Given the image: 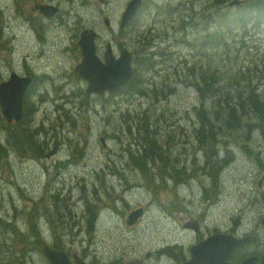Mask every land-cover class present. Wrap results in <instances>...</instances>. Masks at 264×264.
Here are the masks:
<instances>
[{"label": "rangeland", "instance_id": "374dc122", "mask_svg": "<svg viewBox=\"0 0 264 264\" xmlns=\"http://www.w3.org/2000/svg\"><path fill=\"white\" fill-rule=\"evenodd\" d=\"M129 1L0 0V82L7 80L12 71L22 75L23 71L29 69L27 64H19V59L38 63L41 66L39 69H45L47 75L36 78L34 88L28 97L35 100L34 94L43 90L39 105L44 104L45 108L39 115L42 112L43 118L57 115L55 121L57 127L64 126L87 141V149H81L77 153L68 149L66 145L58 149V154L52 158L61 157L60 153L74 155L66 157L63 167L56 173L43 155L45 149L37 143V140H41V134L36 139L22 135L15 141L20 147L26 142L31 148V159L34 162L18 160L11 166L3 164L0 167V264H47L37 252V246H35L37 251L34 250V239L39 233L37 228L28 226L20 218L16 219V224L21 227V230L18 227L17 230L25 236L28 243L22 252V240L10 233L13 228L6 226L7 222L13 219L15 207L20 209L22 206L33 205V201L27 200L23 193L29 192L32 198L35 197L38 192L35 178L41 179V193L46 192L48 187V192L55 194L57 220L65 222L68 217L63 225L68 230H71L72 221L75 219L70 214L75 206L69 198L71 195L83 198L87 196L91 210L95 212L98 209L99 219L94 231L87 232L86 228L83 229L73 242L69 239L60 242L58 237L52 234L54 220L42 219L41 222L45 242L53 248L64 246L70 255L76 253L86 264H178L179 260L171 259L167 254L174 253L179 256L188 253L189 246L196 243L195 232L200 228L205 235L211 229H227L236 236H251L235 250L236 258L254 251H262L264 228L259 220L256 222V218L264 211V175L257 182L256 179L258 172L264 174V167L258 165V172L254 177H250L254 171V164L247 154L241 151L234 152V160L221 173L213 202L205 203L201 197L191 196L190 189L180 184L174 205L182 209L172 205L170 198H173V193L170 190L165 191L166 185L162 179L155 185L158 198L163 202L160 208L156 207L157 203L140 189L123 191L116 183V191L109 192L107 187L84 188L83 181H76L82 173L93 170L113 171L120 178L122 175L133 178L134 171L128 170L126 164L128 160L131 163L133 157L122 151L120 141L123 140L124 144L131 142V153L135 154L139 140L152 136L149 123L154 121L153 110L142 112L141 118L146 124L135 130L129 115L131 107L117 104H123L127 99H131L129 93H120L110 102H100L87 97L84 92L86 84L74 70L81 59L76 42L82 29L93 28L100 32L96 43L98 54L101 55L104 43L107 42L115 48H119L120 45L127 47L134 55L139 46L131 45L129 36L137 33L136 30L140 27L143 32L142 38L147 37V40H150L151 32L155 38L148 41L150 45L146 53L140 55L143 67L139 80L142 82L141 88L149 93L156 111L169 109L173 111L169 112L172 119L175 118L174 113L177 109L191 106L192 113L194 108L201 110V113L207 112V115L202 116V121L216 125H219L221 120L228 121L230 118L228 113L232 109H237L235 103L240 102L235 101L238 98L232 96L246 94L249 86L256 81L255 66L264 67V17L250 18L242 9L229 7L228 2L222 5L213 0H142V6L134 19L120 30L118 24ZM40 4L54 5L59 10L55 16L42 17L37 9ZM155 13L158 17L153 18ZM231 13L246 15V20L236 24L228 17L230 21L227 22H231L229 28L219 26L217 15ZM189 14L192 19L185 22L187 27H182L181 32L178 30L179 21L182 15ZM19 17L26 19L20 21ZM104 17L109 18L110 27L104 25ZM157 18H160V21L154 23ZM216 25L222 32L223 39L218 45H214ZM33 26H38V33L33 30ZM187 31L190 32L189 38H196L197 56L191 55L178 42ZM5 37L11 38L10 45H3ZM177 50L181 52L176 53ZM163 53L166 54L165 58L162 57ZM147 65L150 68H147ZM165 67L171 73L169 77L163 83H160L162 79L160 76L154 78L157 84L165 86L164 92L152 89V72ZM261 83L264 84V78ZM226 85L230 86V95H227ZM212 86L222 87L218 96L221 100H215L216 88ZM64 87L73 88L70 96L63 93ZM63 96L67 98L61 99ZM208 105L210 106L206 107ZM32 110L31 107L26 117L16 122L7 123L0 118V125L3 124L8 129L6 136H0V157L5 155V151H11L12 136L21 134V128L18 129L17 126L26 122ZM123 112L127 116H124ZM134 117L137 118L135 114ZM121 120L124 124L123 129L118 127ZM27 121L30 123L31 119ZM128 121H131V125H127ZM260 128L264 136V125H260ZM184 129L185 131L177 128L180 141H185L187 133L192 136L196 133L192 124ZM116 132L124 133L118 141L111 138ZM47 133L53 135L51 129ZM56 137L57 135H53V138ZM193 137L198 142V138ZM199 138L202 141L201 152L206 154L210 147L209 139L201 135ZM99 139H102V142ZM164 139L168 142V133H162L157 144L161 145ZM179 145L183 148L175 152L178 157L172 154L174 163L182 168L185 165L180 164L184 163L193 172L201 171L202 174L212 171L206 162L203 165L191 162L190 143L183 142ZM248 146L255 151H262L261 144L255 138H252ZM141 149H146V146L142 144ZM22 152L29 154L24 148ZM154 152L159 153L157 149H154ZM262 152L264 160V151ZM8 157H13V153L9 152ZM157 159L161 163L159 168L161 174L164 171V162ZM83 160H87V163ZM167 162L170 166L168 158ZM95 179L98 177L95 176ZM56 180L63 184L67 192L62 189L59 192L53 190L50 184ZM205 188L212 190V183H206ZM53 197L51 195L47 197L52 205ZM252 204L257 205L255 212L249 209ZM78 206L79 209L84 207L81 201L78 202ZM129 214L131 217H128ZM232 218L237 220V224L231 227ZM79 222L88 223L84 218Z\"/></svg>", "mask_w": 264, "mask_h": 264}, {"label": "trees", "instance_id": "16d2710c", "mask_svg": "<svg viewBox=\"0 0 264 264\" xmlns=\"http://www.w3.org/2000/svg\"><path fill=\"white\" fill-rule=\"evenodd\" d=\"M230 1L232 0H213V2H219L222 5ZM164 6L167 5L164 4ZM229 7L242 9L244 12H247L250 18L260 19L264 17V0H253V1L247 0L246 2L241 0L238 4ZM152 17L154 18V15ZM228 17H231V21H233L236 24H240L244 20H246V15H239L235 13L219 14L217 15V19H216L218 25L223 28H229L231 22L229 23L227 22L230 21ZM191 19L192 16L190 14L182 15L179 21L180 27L186 28L187 26L185 22ZM214 35H216L214 38V42H215L214 45L220 44L223 40L222 32L220 31L219 27H217V25L214 31ZM191 41L193 43H197L196 38L192 39ZM186 49L191 53V55H195V56L198 55V53L195 52L198 50V45L193 46V48H186ZM255 73H256V81L254 84L249 86V89L246 92V94H239L236 96H232V98H238V100L235 101H240L238 104L235 103L237 109H232L228 113V116L230 117L229 120L228 121L221 120V122L218 123L219 125L211 124L208 123L207 121H202L201 120L202 116L207 115V112L201 113V110H197L196 108H194L192 113L190 112L191 106H188L180 110L177 109V112L174 113L175 118L173 119L169 116V112H173V111H170L169 109L168 111L166 109H161L159 112H157L149 93L146 91V89L142 88V90L145 93H147V96L149 97L146 98V105H143L142 111L146 112L148 110L149 111L153 110L154 121H151L149 123V129H150V133H152V136L148 138L143 137L139 140V146L138 144L136 145L137 152L135 154H132L131 148H127L126 150L127 153L131 154V158L133 157L132 158L133 161L130 163L128 160L126 164L129 167L128 170L134 171V177L130 179L128 175H122V177L120 178L113 171L110 172L96 171L97 173L96 176L98 177V179H95L93 172H89V173H82L81 176L76 179V181H83L82 187L84 188L91 187L95 189L98 186H104L109 188V192L116 191V183H118L120 189L123 191H127L128 189L131 190L134 189V191H136L137 189H140V191L142 190L143 192H145L150 198L153 197L156 203L163 204V202L159 200L157 189L155 188L156 182L162 179L164 185H166L165 191L170 190L173 193V198L172 197L170 198L171 202L174 201L175 196H178L177 189L179 188L180 184L185 186L188 183L190 184V186L189 187L185 186V187L190 189L191 196L197 195L200 197V195H202L204 198L211 199L217 193L218 181L221 176V173L223 172L224 167L227 165L231 157L232 160L230 161V163L234 160L235 158L234 152H238V151H241L245 154L247 153V156L252 161V164H254V171L253 174L250 176V177H254V174H256L259 170L258 165L264 167V160L262 156L263 153L262 151H264V136H262L261 128H260V125H264V84L261 83L262 78H264V67L256 65ZM170 74L171 73L168 71V75ZM154 78L156 77L152 76V80H154ZM179 79H184V77L183 78L179 77ZM131 85L132 84L130 81L128 86ZM226 87L228 88L227 95H230L231 94L230 86L226 85ZM212 88H216L215 100H221L218 96L222 90V87L212 86ZM32 89L33 88H31L26 93L23 100V119L26 117L28 111L32 107V104L29 103L28 101V95ZM209 106L210 105L206 107ZM132 115L133 116L131 118V121L133 120V124L135 125V128L136 127L139 128V124L137 123V121L142 116L140 114L139 109H137L135 114L137 116L136 119H134L135 118L134 114ZM32 117L38 118V114L37 113L33 114L31 111L28 114L27 120L32 119ZM168 118L169 121H167ZM27 120L24 124L17 126L18 129L21 128V134L18 133L12 136L11 143H12V149L16 150L19 153V155L31 159V148L28 147L26 142L22 145V147L18 146L15 143V141L18 138H20L22 135H29L33 139H36L41 134V140L39 141L37 140V143H39L41 148L45 149L43 155L48 151V148L52 149V147L49 144H47L45 140V136H42L43 134H45V132L44 131L40 132L42 131L41 128H33L35 123H29V121ZM131 121H128L127 123L131 125ZM143 122L144 121H142L141 123ZM190 124H192L196 130V133L193 134V136L198 138V142L192 135H190L187 132H186L187 136L185 138V141H180L179 140L180 135L177 132V128L179 127L181 130L185 131L184 127L188 128ZM67 132L72 136H78L77 134H74L73 131L70 129H67ZM162 133H166V134L168 133L169 139L168 142L166 139H164L163 142L164 144L162 143L161 145H158L157 144L158 137ZM200 135L203 136L204 138L209 139L210 147L209 150L206 152V154H202L201 152L202 148L200 147V144L202 143V141L199 138ZM252 138H255L261 144L262 151L261 150L255 151L254 149H252V147L248 146V143L252 140ZM183 142L191 144L190 153H189L191 162H197L200 165H203L204 162H206L207 165L212 170L210 173L202 174L201 171L193 172L184 163L180 164V165H185L183 166V168L180 167L178 164L174 163L172 154L174 153V156L178 157L176 156L175 152H178L183 148L181 145H179V144H183ZM142 144L146 146V149L144 150L141 149ZM23 148L24 151L29 152V154L23 153L22 152ZM83 149H87V146H84ZM154 149H157L159 153L154 152ZM204 156L206 157V159H204ZM157 158L161 159L165 164V165L163 164L164 171L161 174L159 173V168L161 166V163L158 161ZM167 158L171 163L170 166L169 163L167 162ZM38 159L40 160V157H38ZM150 161L152 163H150ZM3 164L8 165L7 163H5V159H1L0 157V167ZM178 173L181 174V175L179 174L180 178H178ZM260 175L261 173L258 172L257 176L259 177ZM208 182L212 183V190H207L205 188V184ZM52 185H53V190L55 192H59L60 188L63 190V184L59 183L57 180L54 183H52ZM47 195L48 192L47 194H45V196H43L44 200H41L39 203L35 204L34 207L33 205L30 207L22 206L20 209H17L15 207L13 209L15 224H16V219L20 218L21 221L26 222L28 226L33 228L38 227L39 233L41 234L40 227H41L42 219H44L41 213H43L47 219L54 220L55 225H53V227L51 228V232L54 236L58 237L60 242L66 239H69L73 242L82 231L75 234L71 230H68L66 227H63V225L68 220V217L65 222L63 221L59 222L57 220V207L55 205V194L53 197V205L49 203ZM31 207L33 208L30 209ZM87 209L89 213L88 223L91 226L94 222V219L96 223L98 222L99 219L98 209L95 212H93L91 210L90 205L87 206ZM50 211L52 212L50 213ZM16 225L21 230V227L18 224ZM6 226L8 228L7 224ZM83 226L84 224L81 223V227L79 226L78 228H82ZM86 230L87 232L89 231L88 225H86ZM10 233L14 236L19 237L22 240V252H23L28 246L25 236L22 233H20L18 230H12ZM42 237L44 238V236Z\"/></svg>", "mask_w": 264, "mask_h": 264}, {"label": "water", "instance_id": "95a60500", "mask_svg": "<svg viewBox=\"0 0 264 264\" xmlns=\"http://www.w3.org/2000/svg\"><path fill=\"white\" fill-rule=\"evenodd\" d=\"M140 2V0H132L128 3L121 16L120 25H124L131 18ZM239 2L240 0H233L229 6ZM39 8L45 16H51L57 11V8L52 6L41 5ZM43 9H49V12L43 11ZM96 35L92 29L81 31L78 45L82 59L75 70L80 77L87 81L86 92L103 95L105 90H108L109 93H113L125 86L130 80V54L123 50L120 57L116 59L111 53L110 45L107 44L104 59L101 60L96 54L94 41ZM30 83V77H19L15 73H11L7 80L0 82V113L7 122L18 121L22 117V98ZM261 221L264 225V218ZM249 238L251 236L237 238L233 234L224 233L210 235L191 246V258L180 264H232L229 261L232 251ZM39 252L48 264H72L64 251L55 250L42 241L39 244ZM72 257L77 264H85L75 254ZM238 264H264V253L260 259L256 256H250Z\"/></svg>", "mask_w": 264, "mask_h": 264}, {"label": "flooded vegetation", "instance_id": "af4514ba", "mask_svg": "<svg viewBox=\"0 0 264 264\" xmlns=\"http://www.w3.org/2000/svg\"><path fill=\"white\" fill-rule=\"evenodd\" d=\"M187 3H188V2H187ZM45 6H47V5L45 4ZM51 6L57 8V7L54 6V5H51ZM37 9H38L39 15L42 16V17H45V16H43V15L40 14L41 10L39 9V6L37 7ZM43 11H48V12H49V9H43ZM57 12H58V10H57ZM57 12H56V13H57ZM56 13H55V14H56ZM55 14H54V15H55ZM156 16H158L157 13L154 14V17H156ZM25 19H26V18L24 17L23 20H25ZM158 21H160V18H157V19L154 20V22H158ZM107 25H109L108 27H110V22H109V21L107 22ZM118 27H120L121 29H123L124 26H123V25H120V23H119V24H118ZM132 28L134 29V27H132ZM82 30H83V29H82ZM178 30L182 31V28L179 27ZM136 31H137V33L132 34V35L129 36V38H130V40H131V45H132V44H136L137 46H139L138 49H136V50L134 51V55H133L132 51H131V55H130L131 68H132V71H131V84H132V85H131V92H135V93H137L138 96H141V95H143V94L147 96V93H145V92L142 90V88H141L142 82L139 80L140 72H141V68L143 67V63L141 62L140 55L146 53V50L148 49V47H149V45H150V43H148V41L154 39L155 37H154V35L151 34V32H150V33H149L150 40H147V39H148L147 37L142 38V33H143V32H142V28L138 27ZM35 32L37 33V31H35ZM99 37H100V32H99V36H98V38H99ZM186 37H187V33H186L185 36H182V39H180V40L178 41V42L180 43V46H181V47L185 46V47H188V48H193V46H195V45L197 46V43H193L192 41L189 42V41L186 39ZM76 44L78 45V41L76 42ZM138 44H139V45H138ZM104 45H105V43H104ZM78 48H79V52H80V47H79V45H78ZM126 48H127V47H125V49H126ZM123 50H124V47H123L122 45H120L119 48H115L114 45H112V51H113L114 55L117 54V56H118L119 53H121ZM126 51H128V50L126 49ZM128 52H129V51H128ZM180 52H181V50H177V51H176V53H180ZM195 52L198 53V50L195 51ZM104 53H105V50L103 51V54H102V55L99 54V56H100L101 58H103ZM126 53H127V52H126ZM129 54H130V53H129ZM149 54H150V55H153V53H149ZM165 56H166V54L163 53V54H162V57L165 58ZM145 60H146V59H145ZM163 60H164V59H163ZM147 68H150V66L147 65ZM192 69H194V68H192ZM152 73H153L156 77L160 76V77L162 78L161 81H160V83H163V82L165 81V79H167V78L169 77L167 67L162 68L160 71H153ZM28 75L31 76V80H32L31 85H30V87H31L33 84H35V79H34L35 75H34L32 72H30ZM44 76H46V75H44ZM178 78H179V77H178ZM174 81H176V78L174 79ZM152 85H153V86H152V89H158V90L160 89V91L165 87L164 85L157 84L154 80H152ZM115 95H116V94L114 93V94H106L105 96L113 97V96H115ZM95 99L98 100V101H101V100H103L104 98H103V97H95ZM138 102H141V100L138 101ZM154 204H155V203H154ZM239 258H240V257H239Z\"/></svg>", "mask_w": 264, "mask_h": 264}, {"label": "bare ground", "instance_id": "6f19581e", "mask_svg": "<svg viewBox=\"0 0 264 264\" xmlns=\"http://www.w3.org/2000/svg\"><path fill=\"white\" fill-rule=\"evenodd\" d=\"M115 57H117V56H115Z\"/></svg>", "mask_w": 264, "mask_h": 264}]
</instances>
